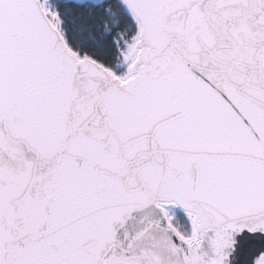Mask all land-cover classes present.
Masks as SVG:
<instances>
[{
  "label": "snow or ice",
  "instance_id": "obj_1",
  "mask_svg": "<svg viewBox=\"0 0 264 264\" xmlns=\"http://www.w3.org/2000/svg\"><path fill=\"white\" fill-rule=\"evenodd\" d=\"M0 264H264V0H0Z\"/></svg>",
  "mask_w": 264,
  "mask_h": 264
}]
</instances>
